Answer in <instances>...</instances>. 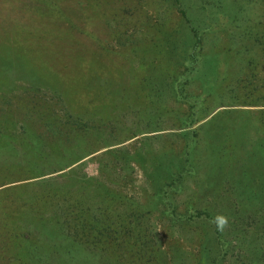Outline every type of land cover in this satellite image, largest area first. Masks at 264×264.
<instances>
[{
    "label": "rangeland",
    "instance_id": "1",
    "mask_svg": "<svg viewBox=\"0 0 264 264\" xmlns=\"http://www.w3.org/2000/svg\"><path fill=\"white\" fill-rule=\"evenodd\" d=\"M208 2L0 0V264H264V20Z\"/></svg>",
    "mask_w": 264,
    "mask_h": 264
},
{
    "label": "trees",
    "instance_id": "2",
    "mask_svg": "<svg viewBox=\"0 0 264 264\" xmlns=\"http://www.w3.org/2000/svg\"><path fill=\"white\" fill-rule=\"evenodd\" d=\"M208 5H210V9L209 8H205L207 9V12H209V10H211V12L209 14H207L208 18H215L216 20L218 18H220V20L217 22L218 26L220 29L223 28V26L226 24L224 19H227V24L231 25L233 24V22L238 19L239 17H245L248 14H252V16L254 17V19L256 18L257 22L261 21V18L263 17L264 20V11L261 8V3L264 0H208ZM209 9V10H208ZM262 10V11H261ZM263 12V13H262ZM182 14L184 16V18L186 17V13L185 11H182ZM248 17V16H247ZM225 23V24H224ZM260 39H264V37H259ZM245 40H253L250 37H246ZM198 41V40H197ZM255 41V40H253ZM241 103H243L242 105H246L248 107H255L258 104H254V103H250L247 101H242ZM264 106V102L261 103ZM252 109H247V111H251ZM258 113V112H256ZM251 125V123H250ZM252 126V125H251ZM212 128V127H210ZM256 130L255 128L252 127V130ZM202 133V132H201ZM199 135V134H198ZM240 140V142L244 141L241 138H238ZM261 140L262 143H264V138H260L257 139ZM256 142V141H255ZM192 170V169H191ZM189 175H192L193 172L189 171L188 172Z\"/></svg>",
    "mask_w": 264,
    "mask_h": 264
}]
</instances>
